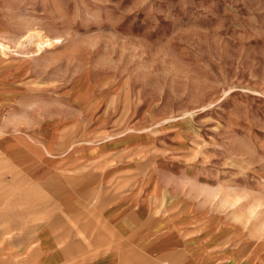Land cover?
<instances>
[{"label":"rangeland","instance_id":"1","mask_svg":"<svg viewBox=\"0 0 264 264\" xmlns=\"http://www.w3.org/2000/svg\"><path fill=\"white\" fill-rule=\"evenodd\" d=\"M0 61L31 133L118 141L264 239V0H0Z\"/></svg>","mask_w":264,"mask_h":264},{"label":"crops","instance_id":"2","mask_svg":"<svg viewBox=\"0 0 264 264\" xmlns=\"http://www.w3.org/2000/svg\"><path fill=\"white\" fill-rule=\"evenodd\" d=\"M4 64L0 264H264L263 238L175 191L167 169L142 168L134 149L31 133Z\"/></svg>","mask_w":264,"mask_h":264}]
</instances>
